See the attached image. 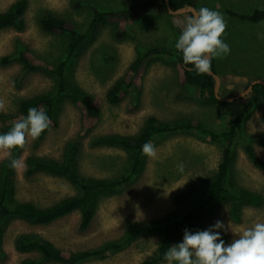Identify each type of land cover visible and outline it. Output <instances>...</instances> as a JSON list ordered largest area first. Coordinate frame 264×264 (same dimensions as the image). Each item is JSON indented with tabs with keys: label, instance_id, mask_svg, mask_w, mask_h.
Masks as SVG:
<instances>
[{
	"label": "rangeland",
	"instance_id": "obj_1",
	"mask_svg": "<svg viewBox=\"0 0 264 264\" xmlns=\"http://www.w3.org/2000/svg\"><path fill=\"white\" fill-rule=\"evenodd\" d=\"M16 1L0 0V12L7 11ZM145 1L151 0H29L25 28L0 30V128L3 126L1 115L15 114L22 99L56 89L54 77L42 72L25 73L17 61L22 49L49 62L65 58L69 37L46 33L41 26L45 15L65 19L84 32L93 19L92 7L100 11H119ZM199 3L221 13L226 22L223 39L231 51L223 58H215L222 80L221 98L230 99L244 92L251 82L264 81V21L245 23L227 13L247 15L258 9L264 10V0H200ZM187 16L189 14L172 15L156 7L131 25L123 40L116 38L115 24L96 26L95 41L90 45L83 44L70 73L73 83L86 93L101 98V118L92 130L83 131L81 111L66 97L59 127L52 128L42 141L26 139L25 150L20 156L24 164L31 155L63 160L67 144L77 140L80 142L78 166L81 173L109 179L125 171L130 154L118 147L94 145L92 141L97 137L111 134L134 137L142 131L150 116L163 121L185 117L217 131L228 129L232 119L245 111L247 99L222 101L223 104L207 103L196 90L180 85L177 59L168 54L146 69L137 108L134 109L133 94L118 106L107 100L109 90L124 77L140 53L175 43L178 38L176 30L183 28ZM3 58H9L11 62L5 65ZM247 114L243 133L232 146L236 152L234 178L240 186L264 196V169L255 165L246 153V145H250L264 161V146L259 141L264 135V100L250 108ZM152 143L157 155L155 158L145 155L146 168L142 176L123 194L102 199L86 231L79 230L80 211L49 225L12 221L6 228L0 264H22L25 259L39 258L37 253L24 254L16 250L15 240L23 233L36 234L58 248L75 252L98 248L107 241L124 236L130 238L127 247L115 256L107 260L93 259L84 264H143L158 257L163 236L158 232L150 233L146 226L173 221L206 199V189L220 163L224 146L195 132L164 134ZM5 158L0 153V163ZM180 162L184 164L182 173L176 167ZM15 183L16 202H30L40 208L51 207L78 194L67 179L45 173L27 176L25 167L16 170ZM213 216L210 223L221 220L226 226L231 224L233 229L242 231L255 222H264V205L261 208L245 207L240 222L231 220L228 206L215 210ZM226 234L230 244L236 237L230 230Z\"/></svg>",
	"mask_w": 264,
	"mask_h": 264
},
{
	"label": "trees",
	"instance_id": "obj_2",
	"mask_svg": "<svg viewBox=\"0 0 264 264\" xmlns=\"http://www.w3.org/2000/svg\"><path fill=\"white\" fill-rule=\"evenodd\" d=\"M199 1L169 0V6L173 10L194 7L199 11L201 7H205ZM28 6L29 0H17L7 11L0 12V30L7 28L23 30L26 25L25 13ZM156 7L160 11H168L164 0L162 2L158 0L145 1L119 11H100L92 7L93 19L84 32H80L65 19H60L51 14L45 15L41 20V26L46 33L69 37L65 58L49 62L38 58L27 49H22L18 53L17 61L25 73L42 72L54 77L57 83L56 89L54 92L22 99L15 114L1 115L3 126L0 128V134L8 132L15 123L27 116L30 108L36 107L45 111L50 118L49 128L37 139L38 141L44 140L52 128L59 127L66 97L81 111L83 131L92 130L101 118L102 100L98 95L86 93L71 80L70 70L78 51H80L83 44L90 45L95 41L94 29L96 26L105 27L109 24H115L117 27L116 38L123 40L127 36L131 25L139 22ZM227 13L229 16L245 23L264 21V10L258 9L247 15L231 11ZM176 31L179 36L182 29L177 28ZM167 54L177 59L178 78L182 87L193 88L197 91L198 96L207 103H222L215 95L216 83L214 78L208 73L197 75L193 72L192 65L183 63L182 54L175 49L174 44L167 47H153L140 53L130 65L124 77L118 80L109 90L107 94L108 102L113 106H118L128 95L133 94L136 101L134 109L137 108L143 93L142 81L146 69L152 63L160 62V59ZM10 62L9 58L2 59V63L5 65ZM211 65V70L219 75L215 58L212 59ZM263 100L264 86L256 85L247 98L245 111L237 114L232 119L228 129L223 131L211 129L204 123L191 118L181 117L163 121L150 116L142 131L134 137L111 134L95 138L92 141L94 145L118 147L130 154L129 165L125 171L121 175L109 179L88 177L81 173L78 166L80 142L77 140H71L67 144L63 160L35 155L28 156L25 159V174L27 176L45 173L62 177L78 190L76 196L66 198L48 208H40L30 202H16L15 177L17 169L11 168L9 158H5L0 163V255L3 252L6 228L12 221L18 220L35 225H49L76 211H80L79 230L86 231L93 222L102 199L123 194L131 184L142 176L146 168V157L141 151L142 146L146 142L152 143L159 136L171 133H199L209 137L212 141L221 143L224 150L217 170L212 175L206 189V199L204 201L187 210L181 217L173 221L146 226L150 233L158 232L163 238L158 257L153 258L151 261H145L143 264H158L164 261V252L172 244L182 241L185 228L191 231L207 229L210 225H213L210 222L214 217L215 210L220 209L222 206L229 207L232 221L240 222L245 207H263L264 196L259 192L240 186L235 181L234 160L236 152L232 146L235 139L241 136L240 133H243L244 122L248 115L247 111L253 106L256 107ZM259 141L264 146V135L259 137ZM25 147L26 143L23 148L15 149L13 156L20 158ZM246 153L255 165L264 169V161L258 158L250 145H246ZM223 238L226 243L229 242L227 234H223ZM129 243L130 238L124 236L119 240L107 241L98 248L75 252L58 248L50 240L40 238L36 234L23 233L16 238L15 248L20 253H37L39 255V258L36 259H25L22 264H43L45 262L84 264L93 259L107 260L124 250Z\"/></svg>",
	"mask_w": 264,
	"mask_h": 264
},
{
	"label": "clouds",
	"instance_id": "obj_3",
	"mask_svg": "<svg viewBox=\"0 0 264 264\" xmlns=\"http://www.w3.org/2000/svg\"><path fill=\"white\" fill-rule=\"evenodd\" d=\"M226 22L221 13L201 7L195 15L184 19V26L174 43L182 54L185 65L192 71L204 75L211 71V61L230 54L231 48L223 39ZM50 118L39 108L32 107L28 114L6 133L0 134V153L10 160V167H25L23 158L13 156V151L23 148L26 139L37 140L49 128ZM142 153L155 158L157 151L153 143L146 142ZM179 172L184 164H177ZM236 237L226 243L223 234L228 231ZM166 264H264V222H255L251 227L238 231L217 220L205 230L184 229L183 239L172 244L163 255Z\"/></svg>",
	"mask_w": 264,
	"mask_h": 264
},
{
	"label": "water",
	"instance_id": "obj_4",
	"mask_svg": "<svg viewBox=\"0 0 264 264\" xmlns=\"http://www.w3.org/2000/svg\"><path fill=\"white\" fill-rule=\"evenodd\" d=\"M166 3L168 6L169 13L173 14V15H186V14L195 15L196 13H198V11L194 7H185V8L179 9V10H172L169 6V0H166ZM208 74L211 75L215 80V83H216L215 84V95L218 98V100H221V101L234 102L237 100L244 99L245 97L249 96L253 92V89L256 85H263L264 86V81H262V80L257 81L256 80V81L251 82L249 87L247 88V90L240 93L238 96H236L234 98H230V99H223L220 96V88H221V84H222V80H221L220 75L216 74L212 70Z\"/></svg>",
	"mask_w": 264,
	"mask_h": 264
},
{
	"label": "flooded vegetation",
	"instance_id": "obj_5",
	"mask_svg": "<svg viewBox=\"0 0 264 264\" xmlns=\"http://www.w3.org/2000/svg\"><path fill=\"white\" fill-rule=\"evenodd\" d=\"M165 1V3H166V0H164ZM166 5H167V3H166ZM171 8V7H170ZM167 10H168V6H167ZM173 10V9H172ZM168 13H169V10L167 11ZM173 15V14H172ZM189 15H192V14H189ZM176 16H178V15H176ZM178 28H180V27H178ZM181 29V28H180ZM249 87V86H248ZM247 87V88H248ZM247 88L244 90V91H246L247 90ZM239 95V94H238ZM238 95H236V96H238ZM236 96H234V97H236ZM234 97H232V98H234ZM249 96H247V97H245L246 99L248 98ZM238 101V100H237Z\"/></svg>",
	"mask_w": 264,
	"mask_h": 264
}]
</instances>
